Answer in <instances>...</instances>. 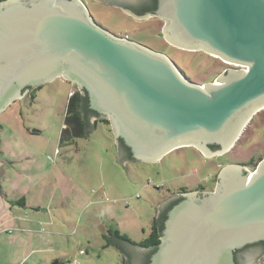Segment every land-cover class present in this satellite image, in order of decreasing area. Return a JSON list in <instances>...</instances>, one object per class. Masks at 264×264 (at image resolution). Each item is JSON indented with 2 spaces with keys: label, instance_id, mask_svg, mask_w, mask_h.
<instances>
[{
  "label": "water",
  "instance_id": "1",
  "mask_svg": "<svg viewBox=\"0 0 264 264\" xmlns=\"http://www.w3.org/2000/svg\"><path fill=\"white\" fill-rule=\"evenodd\" d=\"M117 6L164 20L168 42L232 67L200 84L168 55L101 26L83 0H0V115L30 101L29 88L64 78L88 95L91 123L108 119L117 145L130 149L135 162L119 154L123 164L156 163L186 146L211 157L230 151L264 109V0H158L142 14ZM2 166L0 154V179ZM0 191L7 199L1 181ZM260 241L264 157L252 171L226 164L211 191L181 193L148 264H236L237 250Z\"/></svg>",
  "mask_w": 264,
  "mask_h": 264
},
{
  "label": "rangeland",
  "instance_id": "2",
  "mask_svg": "<svg viewBox=\"0 0 264 264\" xmlns=\"http://www.w3.org/2000/svg\"><path fill=\"white\" fill-rule=\"evenodd\" d=\"M83 1L101 26L168 55L194 82L214 81L232 67L203 50L168 42L162 19L135 18L113 2ZM77 90L57 78L36 89L27 103L17 100L0 115L3 189L8 195L25 190L39 208L25 211L14 205V213L33 221L27 231L19 230L18 220L3 221L13 212L0 213V264H124L119 248L103 247L110 227L139 243L149 236L164 200L185 188L213 190L225 164L242 163L252 171L264 157V109L230 151L215 157L188 146L156 163L123 164L110 124L97 121L89 135L62 144L68 101ZM9 222L11 232L5 229Z\"/></svg>",
  "mask_w": 264,
  "mask_h": 264
},
{
  "label": "trees",
  "instance_id": "3",
  "mask_svg": "<svg viewBox=\"0 0 264 264\" xmlns=\"http://www.w3.org/2000/svg\"><path fill=\"white\" fill-rule=\"evenodd\" d=\"M92 116H98V113L90 109L88 95L82 94L79 90L75 91L70 96L67 105L64 128L61 134L62 144H70L78 137L89 135L96 128L98 122L109 124L108 119L105 118L98 119L97 123L92 124L90 122ZM165 218L166 215H163L161 219L154 218L149 236L139 243L133 242L127 236L122 235L118 228L110 227L108 230L110 236L107 237L104 234V239L108 240V242L103 247L116 246L128 259L130 254L127 249L129 247L135 246L136 249L148 248L150 253L145 262V264H148L151 254L156 250V246L160 242ZM58 262L55 260L53 264H58ZM124 264H128V261L124 260Z\"/></svg>",
  "mask_w": 264,
  "mask_h": 264
},
{
  "label": "flooded vegetation",
  "instance_id": "4",
  "mask_svg": "<svg viewBox=\"0 0 264 264\" xmlns=\"http://www.w3.org/2000/svg\"><path fill=\"white\" fill-rule=\"evenodd\" d=\"M105 1H111V2H113V4L122 5L126 8L131 9L132 11H134L138 14H142V13H145L147 11H155V9L158 6V0H105ZM38 88H40V87H38ZM38 88H35V89L29 88L27 95L32 97L33 94L36 92V89H38ZM92 117H95V116H92ZM96 121L98 122V119H96ZM186 147H188V146H186ZM118 148H119V154L123 158V162H135L132 159V154H131L130 149L122 141H120ZM212 148L216 149L217 147L212 146ZM198 151L201 152L200 150H198ZM216 182H217V180H216ZM192 190H196L200 193H204L206 191H209L204 186L197 187V188H194ZM192 190H186V188L181 189V191L177 192V194H175V195L171 196L169 199L163 201L161 208L158 209V215L155 218L161 219V217L163 215H166V217H167L168 210L181 199V193H183L185 191H192ZM165 220H166V218H165ZM165 220H164V222H165ZM161 233H162V231H161ZM128 253L130 254L129 259H128V264H135L134 262H136V264H145V262L148 258V255L150 253V249H148V248H139V249L133 248L132 249L131 248L130 251H128ZM255 253H258L259 257H261V258L264 256V241H260V242L254 243V244H250V245H247L240 250H237L235 252L236 264H248L250 256L252 254H255Z\"/></svg>",
  "mask_w": 264,
  "mask_h": 264
},
{
  "label": "crops",
  "instance_id": "5",
  "mask_svg": "<svg viewBox=\"0 0 264 264\" xmlns=\"http://www.w3.org/2000/svg\"><path fill=\"white\" fill-rule=\"evenodd\" d=\"M4 165V163H3ZM75 184V183H74ZM3 192L5 194V196L7 197V199L3 196V194L0 191V213L1 214H6L7 215V210H9V212H13V213H9L8 214V218L6 220H3L5 222L8 221H13V220H18L20 222V226L18 228H20L19 230L21 231H27L31 228V223L33 222L31 218H29L26 214H22V213H14V205L16 206H23L24 209L22 210H27V209H32L33 211H39V208L34 207L32 202L30 201L27 193L25 192V190L18 192V193H14L13 195H8L7 192L4 191ZM59 199V198H57ZM56 199V200H57ZM55 198L53 197V202L54 203ZM20 202V203H18ZM42 201H40V197L37 196V205L41 204ZM36 205V206H37ZM51 205V204H50ZM4 206H8V209H4ZM52 218H49V220H51ZM51 223V222H49ZM2 223H0V225H2ZM7 224H11V225H7L5 229H7V231L11 232V229H9V227H13L12 223L9 222ZM14 224V223H13ZM33 231H36V229H33ZM48 233H54L53 231H49Z\"/></svg>",
  "mask_w": 264,
  "mask_h": 264
},
{
  "label": "built area",
  "instance_id": "6",
  "mask_svg": "<svg viewBox=\"0 0 264 264\" xmlns=\"http://www.w3.org/2000/svg\"><path fill=\"white\" fill-rule=\"evenodd\" d=\"M81 253H83V251H81Z\"/></svg>",
  "mask_w": 264,
  "mask_h": 264
}]
</instances>
